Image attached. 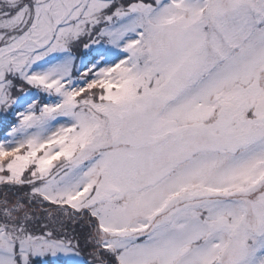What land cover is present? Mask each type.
<instances>
[{
  "label": "snow or ice",
  "instance_id": "obj_1",
  "mask_svg": "<svg viewBox=\"0 0 264 264\" xmlns=\"http://www.w3.org/2000/svg\"><path fill=\"white\" fill-rule=\"evenodd\" d=\"M0 264H264V0H0Z\"/></svg>",
  "mask_w": 264,
  "mask_h": 264
}]
</instances>
